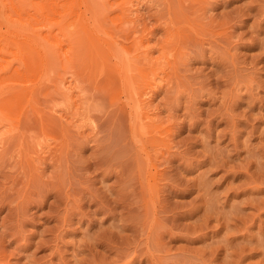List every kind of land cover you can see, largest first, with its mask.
Listing matches in <instances>:
<instances>
[{"label":"rangeland","instance_id":"obj_1","mask_svg":"<svg viewBox=\"0 0 264 264\" xmlns=\"http://www.w3.org/2000/svg\"><path fill=\"white\" fill-rule=\"evenodd\" d=\"M0 264H264V0H0Z\"/></svg>","mask_w":264,"mask_h":264},{"label":"bare ground","instance_id":"obj_2","mask_svg":"<svg viewBox=\"0 0 264 264\" xmlns=\"http://www.w3.org/2000/svg\"><path fill=\"white\" fill-rule=\"evenodd\" d=\"M143 109H144V108H143ZM137 110H138L139 113H141V115L144 114L145 117H148V113H147V111H143L141 106H137ZM142 113H143V114H142ZM144 115H143V116H144Z\"/></svg>","mask_w":264,"mask_h":264}]
</instances>
